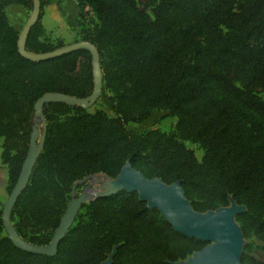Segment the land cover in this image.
I'll return each mask as SVG.
<instances>
[{
	"label": "trees",
	"instance_id": "trees-1",
	"mask_svg": "<svg viewBox=\"0 0 264 264\" xmlns=\"http://www.w3.org/2000/svg\"><path fill=\"white\" fill-rule=\"evenodd\" d=\"M51 1L41 0L26 43L30 53L65 47L46 36ZM69 1L79 8L81 38L74 43L98 49L112 111L44 107L45 147L12 213L20 237L49 245L74 186L95 175L116 179L130 164L148 179L181 182L196 212L232 201L243 206L236 217L243 237L264 242V98L258 94L264 92V0H145V9L136 0ZM12 5L32 12L33 0H0V159L8 196L28 156L38 100L46 94L85 99L94 87L85 50L39 63L22 57L20 33L6 12ZM88 13L97 20L92 30L82 25ZM155 111L177 119L176 135L159 122L144 133L129 131ZM183 142L200 146L202 160ZM2 215L0 264H104L112 254V264H178L208 245L176 232L127 191L84 205L54 257L18 249Z\"/></svg>",
	"mask_w": 264,
	"mask_h": 264
},
{
	"label": "water",
	"instance_id": "water-1",
	"mask_svg": "<svg viewBox=\"0 0 264 264\" xmlns=\"http://www.w3.org/2000/svg\"><path fill=\"white\" fill-rule=\"evenodd\" d=\"M40 11L41 0H33L30 19L19 35V54L31 62L39 63L85 50L90 53L92 58L94 80L93 92L85 99L62 94H46L38 100L35 105V118L38 123L34 125L32 130L28 156L18 182L3 207L2 222L4 230L9 240L18 249L34 255L54 257L58 253L60 243L74 225L81 209L84 205L90 203L87 194L88 188L82 194L76 196L78 184L85 183L88 178L74 186L71 204L63 216L52 241L47 246L32 245L20 237L12 223L13 209L29 185L33 170L45 147L48 126L44 117V107L52 103H62L71 107L89 110L102 98L105 87L100 53L96 46L89 42L70 44L47 54H34L26 50L28 36L39 21ZM40 125L42 132L40 131ZM107 179L112 182L111 186L97 198L112 196L122 191L137 193L140 200L146 202L149 209L157 210L176 232L208 243L205 248L190 257L188 264H241L243 234L236 217L245 211L243 206H238L233 201L231 207H223L206 213L196 212L187 200L181 182L167 185L158 178L148 179L130 164L122 169L116 179L109 177ZM125 185H128V187H124ZM113 257L114 254L104 264H112Z\"/></svg>",
	"mask_w": 264,
	"mask_h": 264
},
{
	"label": "rangeland",
	"instance_id": "rangeland-1",
	"mask_svg": "<svg viewBox=\"0 0 264 264\" xmlns=\"http://www.w3.org/2000/svg\"><path fill=\"white\" fill-rule=\"evenodd\" d=\"M61 0H55L51 1V3H54L52 9L57 12L61 11L64 16H67L64 12H67L66 9L69 7V3L64 4L63 6L61 3L58 6V2ZM136 3L140 9H145L146 8V1L145 0H136ZM57 4V5H56ZM31 11L25 10L23 15H16V18L18 20V31L19 33L22 32L24 27L26 26L27 22L30 19L31 16ZM148 13L152 16L151 10H148ZM79 21V19H78ZM97 22L96 17L92 13H88L85 18L82 20V25L83 28L86 30H92L94 28L95 23ZM81 33L78 35H75L74 41L80 40L81 38ZM48 39V37H47ZM60 39V38H59ZM59 39H49L51 42L54 44L58 43ZM65 44V43H64ZM74 44V42H72ZM65 46H67L65 44ZM258 94L264 98V92L259 91ZM108 97L109 94L104 90L102 98L98 101V103L95 105L97 109L99 108H106L112 111V106L108 102ZM94 108V107H93ZM159 122L160 129L167 133V134H175L176 135V126H177V119L170 117L169 114L166 111H155L153 113V117L149 122L146 124H130L129 125V131L133 133H144L147 132L149 129L154 127L156 123ZM38 123V122H36ZM40 131L42 132V128L40 125ZM188 148L192 149L199 161L202 160L204 156V151L200 148L198 145L190 144L188 142H183ZM2 145L3 141H0V156L2 153ZM7 173V166L4 165L0 159V211L3 210L4 205L6 204L8 200V195L5 187V183L3 181V178L5 174ZM2 180V181H1ZM104 182H108V179L105 175H95L91 176L88 178V180L85 183H80V187H77L76 190V196H79L82 194L87 188V194L90 198V202L95 200L100 194L105 193L106 188H104ZM72 196V194L70 195ZM71 199L69 201V206L71 204ZM89 204V203H87ZM86 204V205H87ZM233 205V201L231 202L230 206ZM238 223V222H237ZM239 225V224H238ZM244 258H253L259 263H264V242L260 240L259 238L253 236L249 239H245L243 237V248H242V254L240 257V262L241 264H249V263H244L243 259ZM190 262V257L185 260L180 262V264H188Z\"/></svg>",
	"mask_w": 264,
	"mask_h": 264
},
{
	"label": "crops",
	"instance_id": "crops-1",
	"mask_svg": "<svg viewBox=\"0 0 264 264\" xmlns=\"http://www.w3.org/2000/svg\"><path fill=\"white\" fill-rule=\"evenodd\" d=\"M60 3L62 6L66 3H69V7L66 9L67 12H64L67 16H64L61 11L55 12L52 9V7H54V3H50L45 7L43 25L48 38L52 40L60 38L66 45H70L72 42H74L75 35L80 33V27L78 25L79 8L77 3L71 2L69 0H61L58 2V6ZM6 12L10 24L16 30H18V20L16 15H23L25 10L20 6L12 5L7 8Z\"/></svg>",
	"mask_w": 264,
	"mask_h": 264
},
{
	"label": "bare ground",
	"instance_id": "bare-ground-1",
	"mask_svg": "<svg viewBox=\"0 0 264 264\" xmlns=\"http://www.w3.org/2000/svg\"><path fill=\"white\" fill-rule=\"evenodd\" d=\"M111 184H112V182H104V188H106V189H109V187L111 186ZM124 187H128V185H125Z\"/></svg>",
	"mask_w": 264,
	"mask_h": 264
}]
</instances>
